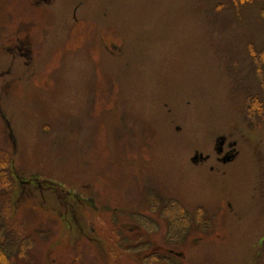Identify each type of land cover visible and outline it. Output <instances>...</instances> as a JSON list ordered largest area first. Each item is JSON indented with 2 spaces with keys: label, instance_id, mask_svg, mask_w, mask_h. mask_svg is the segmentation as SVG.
<instances>
[{
  "label": "rangeland",
  "instance_id": "obj_1",
  "mask_svg": "<svg viewBox=\"0 0 264 264\" xmlns=\"http://www.w3.org/2000/svg\"><path fill=\"white\" fill-rule=\"evenodd\" d=\"M256 2L0 0V157L59 192L19 208L14 263L264 264Z\"/></svg>",
  "mask_w": 264,
  "mask_h": 264
},
{
  "label": "flooded vegetation",
  "instance_id": "obj_2",
  "mask_svg": "<svg viewBox=\"0 0 264 264\" xmlns=\"http://www.w3.org/2000/svg\"><path fill=\"white\" fill-rule=\"evenodd\" d=\"M215 149H216V146H215ZM216 153H217L216 161L219 164L230 163L233 160H235V158L238 155V152L236 149V143L234 141H230L229 138H226V142H225L224 146L222 147V152L219 153L216 150ZM197 155H199L200 157L197 158L196 162L194 163L193 158H195V156H197ZM204 156H206V155H204ZM210 160H211V157L202 158L201 153H197L191 158V163L195 164V165L198 163L204 164ZM211 168H214V167L211 166ZM11 172H12V176L14 177V181L12 182L11 190L9 191V198H6L4 196L0 198V214H1V216L5 210V207H4L5 204L11 205L13 207V210H14L13 214L11 215L12 218H9V221H8L10 230H12L13 226L16 229H18L21 225V218H20V215H18V213L16 212V210L19 209L26 202V197L36 196V191L41 190V189L45 190V188H46V187L43 188L44 185L42 183L34 182L33 179H24L23 176L20 177L18 175L14 176L13 167H11ZM42 199H45V198L42 197ZM1 224H2V217H0V227H1ZM141 236H142V234L140 236H137V238L135 239L134 242L139 241ZM25 241H27L26 237H25ZM152 245H153L152 241H148V242L143 244V246H149V248ZM137 246H142V245L139 242ZM170 251H174V250H170ZM170 254H172V253L170 252ZM164 255H165V253H161V252L156 253L155 252L154 253L155 263L159 264L161 262H164L166 264L168 260L165 262V259H163Z\"/></svg>",
  "mask_w": 264,
  "mask_h": 264
},
{
  "label": "trees",
  "instance_id": "obj_3",
  "mask_svg": "<svg viewBox=\"0 0 264 264\" xmlns=\"http://www.w3.org/2000/svg\"><path fill=\"white\" fill-rule=\"evenodd\" d=\"M256 1L258 0H244L243 2L242 0H237V3L251 4V3H257ZM261 15L264 18V6L261 8ZM8 164H9L8 159L0 157V198L3 196L9 198V191L11 190V186L13 182L10 173L11 166L8 167ZM53 187L55 192L59 194L57 186H53ZM4 207L5 210L2 213V216L0 214V217H2V224L0 227V264H17L14 263L15 260L19 258H26V256L28 257L30 255L31 246L27 241H25L24 238L18 241L14 237L18 233V229H16L13 226L12 230H10L8 224L9 218H12L11 215L13 214V207L9 204L8 205L5 204ZM182 210L186 213V215L188 214L187 209L185 207L184 208L182 207ZM196 213L199 214L198 211ZM190 215L192 217L191 213ZM191 217L188 216L189 219H197L196 217H192V218ZM263 252H264V242L259 250L260 259L263 257Z\"/></svg>",
  "mask_w": 264,
  "mask_h": 264
},
{
  "label": "water",
  "instance_id": "obj_4",
  "mask_svg": "<svg viewBox=\"0 0 264 264\" xmlns=\"http://www.w3.org/2000/svg\"><path fill=\"white\" fill-rule=\"evenodd\" d=\"M221 145H222V143H221Z\"/></svg>",
  "mask_w": 264,
  "mask_h": 264
}]
</instances>
